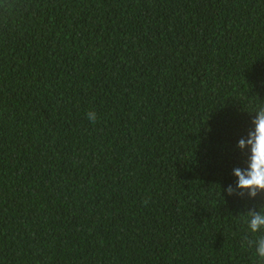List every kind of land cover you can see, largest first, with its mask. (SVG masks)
I'll use <instances>...</instances> for the list:
<instances>
[{"label":"trees","instance_id":"obj_1","mask_svg":"<svg viewBox=\"0 0 264 264\" xmlns=\"http://www.w3.org/2000/svg\"><path fill=\"white\" fill-rule=\"evenodd\" d=\"M259 105L264 0H0V264H264Z\"/></svg>","mask_w":264,"mask_h":264},{"label":"clouds","instance_id":"obj_2","mask_svg":"<svg viewBox=\"0 0 264 264\" xmlns=\"http://www.w3.org/2000/svg\"><path fill=\"white\" fill-rule=\"evenodd\" d=\"M87 118L95 123L97 114L95 111H89ZM254 131L248 133L247 140L240 138L238 146L243 149L246 145L250 146V156L247 167L233 169V174L238 178L236 187L247 189L250 197H256L258 190H264V105L257 106L255 116L252 119ZM234 189L231 185L227 188V193L231 195ZM243 193H241L242 195ZM248 228L253 233H258L264 228V209L256 211L249 209L246 214ZM255 255L264 260V238L256 242Z\"/></svg>","mask_w":264,"mask_h":264}]
</instances>
